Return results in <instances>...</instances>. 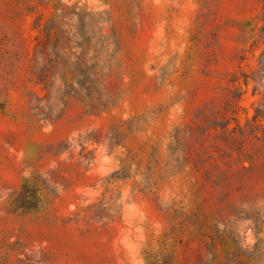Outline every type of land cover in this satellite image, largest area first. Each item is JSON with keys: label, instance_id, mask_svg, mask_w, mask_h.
I'll use <instances>...</instances> for the list:
<instances>
[{"label": "rangeland", "instance_id": "obj_1", "mask_svg": "<svg viewBox=\"0 0 264 264\" xmlns=\"http://www.w3.org/2000/svg\"><path fill=\"white\" fill-rule=\"evenodd\" d=\"M0 264H264V0H0Z\"/></svg>", "mask_w": 264, "mask_h": 264}]
</instances>
